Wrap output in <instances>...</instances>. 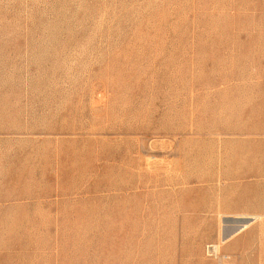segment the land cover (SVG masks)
Listing matches in <instances>:
<instances>
[{"label": "rangeland", "instance_id": "374dc122", "mask_svg": "<svg viewBox=\"0 0 264 264\" xmlns=\"http://www.w3.org/2000/svg\"><path fill=\"white\" fill-rule=\"evenodd\" d=\"M263 214L264 0H0V264H264Z\"/></svg>", "mask_w": 264, "mask_h": 264}, {"label": "bare ground", "instance_id": "6f19581e", "mask_svg": "<svg viewBox=\"0 0 264 264\" xmlns=\"http://www.w3.org/2000/svg\"><path fill=\"white\" fill-rule=\"evenodd\" d=\"M256 210V209H255ZM240 215V214H239ZM239 215H238V217H239ZM242 215V214H241ZM246 215V214H245ZM242 216L241 218H247V219H256V218H258V217H260L259 215H246V216ZM264 215V214H263ZM262 215V216H263ZM254 221V220H253ZM249 226V223L247 222V223H243V224H241V225H239V227L238 228H236V229H234L229 235H227V236H225L223 239H222V242L223 243H225V242H227L228 240H229V238L230 237H232V236H234V235H236V234H238V233H240L241 231H243L245 228H247ZM264 232V231H263ZM222 233V232H221ZM223 234V233H222ZM225 234H227V233H225ZM223 237V236H222Z\"/></svg>", "mask_w": 264, "mask_h": 264}, {"label": "built area", "instance_id": "2783aa9c", "mask_svg": "<svg viewBox=\"0 0 264 264\" xmlns=\"http://www.w3.org/2000/svg\"><path fill=\"white\" fill-rule=\"evenodd\" d=\"M210 250L212 255L218 260L219 264H230L229 256L220 252L219 245H210Z\"/></svg>", "mask_w": 264, "mask_h": 264}]
</instances>
